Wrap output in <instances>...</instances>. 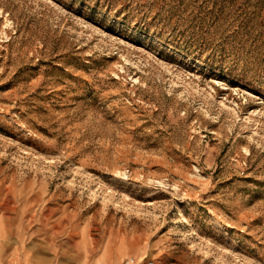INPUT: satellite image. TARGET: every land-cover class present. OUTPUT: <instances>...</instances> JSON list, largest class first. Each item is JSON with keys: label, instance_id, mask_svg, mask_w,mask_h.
Masks as SVG:
<instances>
[{"label": "rangeland", "instance_id": "obj_1", "mask_svg": "<svg viewBox=\"0 0 264 264\" xmlns=\"http://www.w3.org/2000/svg\"><path fill=\"white\" fill-rule=\"evenodd\" d=\"M264 264V0H0V264Z\"/></svg>", "mask_w": 264, "mask_h": 264}, {"label": "built area", "instance_id": "obj_2", "mask_svg": "<svg viewBox=\"0 0 264 264\" xmlns=\"http://www.w3.org/2000/svg\"><path fill=\"white\" fill-rule=\"evenodd\" d=\"M118 264H154L151 258L144 259L136 256H125L120 259Z\"/></svg>", "mask_w": 264, "mask_h": 264}]
</instances>
